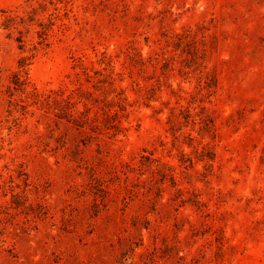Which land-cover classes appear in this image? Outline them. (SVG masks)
Wrapping results in <instances>:
<instances>
[{
  "label": "rangeland",
  "instance_id": "374dc122",
  "mask_svg": "<svg viewBox=\"0 0 264 264\" xmlns=\"http://www.w3.org/2000/svg\"><path fill=\"white\" fill-rule=\"evenodd\" d=\"M0 264H264V0H0Z\"/></svg>",
  "mask_w": 264,
  "mask_h": 264
},
{
  "label": "trees",
  "instance_id": "16d2710c",
  "mask_svg": "<svg viewBox=\"0 0 264 264\" xmlns=\"http://www.w3.org/2000/svg\"><path fill=\"white\" fill-rule=\"evenodd\" d=\"M20 41V40H19ZM20 67H23V65H21ZM22 76L21 75H19L18 77H17V82L18 83H22Z\"/></svg>",
  "mask_w": 264,
  "mask_h": 264
}]
</instances>
